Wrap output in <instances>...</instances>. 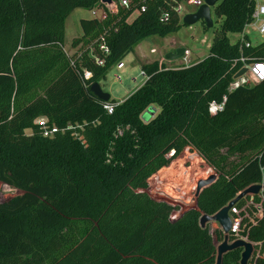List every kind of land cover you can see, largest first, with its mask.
I'll return each instance as SVG.
<instances>
[{
  "label": "trees",
  "instance_id": "trees-1",
  "mask_svg": "<svg viewBox=\"0 0 264 264\" xmlns=\"http://www.w3.org/2000/svg\"><path fill=\"white\" fill-rule=\"evenodd\" d=\"M179 1L127 0L101 19L80 18L68 54L65 18L77 7H103L101 0H0V182L21 191L0 202V264L214 263L209 223L201 227L199 217L258 184L264 167V80L227 89L241 66L233 59L264 60V40L245 47L226 36L241 32L253 0H219L207 55L180 68L140 63L146 79L120 101L109 97L110 113L89 90L144 38L176 32ZM223 96L222 109L209 114V102ZM39 116L81 128L45 137L33 122ZM185 147L214 179L171 216L175 206L138 190ZM263 237L264 217L248 231L250 240ZM239 257V248L229 250L219 264Z\"/></svg>",
  "mask_w": 264,
  "mask_h": 264
},
{
  "label": "rangeland",
  "instance_id": "rangeland-1",
  "mask_svg": "<svg viewBox=\"0 0 264 264\" xmlns=\"http://www.w3.org/2000/svg\"><path fill=\"white\" fill-rule=\"evenodd\" d=\"M217 3L218 1L209 7V15L212 21L210 27H205L203 21L199 19L190 25H180L176 32L164 37L151 35L144 38V40L140 41L133 50L126 55L124 63L127 68H125L124 72L117 73L115 69L112 68L107 72L105 78L99 81L98 84L101 90L109 93L111 98L118 99L124 96L130 89L132 90L142 83L143 77L139 75L140 61L137 60L134 55L145 63H149L153 60L169 62L166 64H168L167 67L170 68L185 67L202 59L208 53V46L215 33L218 31L221 20V18L214 14V7ZM181 5L180 21L183 15L192 13L197 9L192 7L187 0H183ZM101 11L103 14V10L97 9V7H93L89 10L77 7L68 14L64 21L63 36L64 49L68 54L72 53V48L69 45L70 40L81 34L79 19L98 17ZM182 13L183 15H181ZM135 14L136 12L130 14L128 21H130ZM238 35V33H226L230 43L235 42ZM249 40L254 44L258 43L260 39L256 37V34L251 33L249 34ZM174 46H177L176 48L182 47L184 51H187V54L173 59H165L164 54L173 52L175 50ZM151 49L152 51H150ZM113 74H118L120 81L114 80ZM24 132L30 134L29 129H26ZM210 174H212V171L208 164L195 151L185 147L172 162L160 168L150 176L149 190L139 189L138 191L144 192L152 198L170 202L176 207V209L172 211L173 215H177L183 209L194 205L196 183L198 180L206 179ZM20 193L21 191L19 189L0 182V202ZM209 228L211 230L214 246H216L222 240V237L219 239L214 234V230H219V226L215 222H209ZM247 264H249V260Z\"/></svg>",
  "mask_w": 264,
  "mask_h": 264
},
{
  "label": "built area",
  "instance_id": "built-area-1",
  "mask_svg": "<svg viewBox=\"0 0 264 264\" xmlns=\"http://www.w3.org/2000/svg\"><path fill=\"white\" fill-rule=\"evenodd\" d=\"M182 1L183 0L179 1L174 7V11L177 13L178 17H180V13L182 10V5H181ZM187 1L194 8H197L198 6L204 3V0H187ZM253 2L254 4H253L252 12L250 14V18L243 25V28L241 32L238 33L239 35L237 38L240 40L241 44L244 45L245 47L253 45V43H251V41L249 40V34L251 33L256 34V37H258L260 40L264 39V0H253ZM101 3L103 4L104 7V8L103 7L100 8L101 10H103L102 17H104L105 15V10L109 13H115L117 11V5L127 7L128 4L127 0H117V1L110 0L109 3L106 2H104L105 4L103 2ZM141 10H143V7H140L139 10H134L132 13L134 12L137 13L138 11ZM181 15H183V13ZM167 18L168 15L166 12H162L159 16L160 21H165L167 20ZM240 48L241 45L239 46V49ZM100 49L102 52H107V49L105 47L101 46ZM150 51H152V49ZM184 52L185 53L183 54L186 55L187 51ZM95 61L98 64L101 63V61L98 59H96ZM237 62L241 63V66H239L235 70L233 75L242 67L245 68V71L241 75L235 78L232 76V80L228 84V88H227L228 90H232L238 86H243L251 83H258L264 80V60H252L246 63L245 57L240 54L237 58L232 60L231 64L234 65ZM139 75L143 77V81L146 79V75L143 71L139 70ZM84 76L88 77L89 73L84 71ZM114 78L119 79L117 75H114ZM224 100L225 97L223 96L220 102H215V101L209 102L207 109L208 113L214 114L215 112L221 110ZM102 107L105 109L107 113H110L112 111L113 104L107 101H103ZM33 122L39 126L42 136L45 137H51L56 132H63L64 130L67 129H73L75 127L81 128V126L77 124L76 125L67 124L63 128H58L54 124L53 125L48 124L47 119L43 116L36 117L33 120ZM72 134L74 137L80 138V136L77 133L73 132ZM258 184H260V187L255 194H245L228 210L230 227H229V231L226 233L228 239L227 242L230 243L234 240H242L244 242H248L252 246L251 254L248 259L249 264H254V260L259 256L263 257V253H264V237L263 239L256 241L250 240L248 238V231L250 227L256 225L257 222L264 217V167L261 168V178ZM171 216H175L173 215V212ZM220 232H221V237H223L224 233L221 230Z\"/></svg>",
  "mask_w": 264,
  "mask_h": 264
},
{
  "label": "water",
  "instance_id": "water-1",
  "mask_svg": "<svg viewBox=\"0 0 264 264\" xmlns=\"http://www.w3.org/2000/svg\"><path fill=\"white\" fill-rule=\"evenodd\" d=\"M216 1L219 0H204V3L197 7V9L192 13H187L182 16L181 23L190 25L195 21L201 19L205 27H210L212 25V21L209 15V7L214 5ZM101 2L109 3L110 0H101ZM184 53V49L182 47L175 48L173 52H167L164 54L165 59H173L182 56ZM245 71V68H240L233 77H237L241 75ZM89 90L96 96L97 99L101 101H107L109 98V94L101 90L99 84L97 82H93L89 86ZM152 112L151 109L144 112L142 114L143 119H147ZM214 179V175L210 174L204 180H198L196 183V189L194 192V197L197 195L199 189L208 183H210ZM260 184H252L241 190L238 194H236L232 199H230L224 206L219 208L215 213L211 215L202 214L198 223L201 227H203L206 223L215 222L219 226L220 230L224 233L222 240L215 246V257L213 264H219L221 260V256L223 253L232 250V249H240V257L239 264H247L249 256L251 254L252 246L248 242H244L242 240H234L230 243L227 242L226 233L229 231L230 220L228 216V210L245 194H255L259 189ZM264 257V253H263Z\"/></svg>",
  "mask_w": 264,
  "mask_h": 264
},
{
  "label": "crops",
  "instance_id": "crops-1",
  "mask_svg": "<svg viewBox=\"0 0 264 264\" xmlns=\"http://www.w3.org/2000/svg\"><path fill=\"white\" fill-rule=\"evenodd\" d=\"M95 7H97V6H95ZM101 7H97V9H100ZM101 17H102V11H101V13H100V15L98 16V17H94V18H96V19H101ZM144 40V39H143ZM264 40V39H263ZM259 41H261V40H259ZM255 44V43H254ZM63 47H64V45H63ZM175 48L177 47V46H174ZM65 50V49H64ZM74 51V49L72 48V52ZM127 55V54H126ZM126 55L123 57V59L120 61V63L119 64H117L116 66H114L113 68L115 69V71L117 72V73H122V72H124V70H125V68H127V67H125V63H124V59H125V57H126ZM134 57L135 58H137V60H139L140 61V63L142 62V63H145V62H143V61H141L136 55H134ZM158 62H161L160 60H157ZM147 63V62H146ZM162 63H164V65H168V64H166V63H169V62H166V61H163ZM114 75H117L118 77H119V75L118 74H113V79L114 80H116V81H120V77H119V79H115L114 78ZM99 83V82H98ZM252 84V83H251ZM136 88V87H135ZM134 88V89H135ZM134 89H132V90H134ZM131 89L128 91V92H126V94L124 95V96H122V97H119L118 99H115V100H117V101H120V100H122L124 97H126L131 91H132ZM109 94V93H108ZM109 97H110V95H109ZM114 99V98H113Z\"/></svg>",
  "mask_w": 264,
  "mask_h": 264
}]
</instances>
